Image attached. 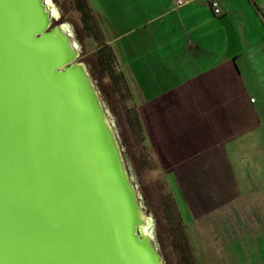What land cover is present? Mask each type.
<instances>
[{"label":"water","instance_id":"1","mask_svg":"<svg viewBox=\"0 0 264 264\" xmlns=\"http://www.w3.org/2000/svg\"><path fill=\"white\" fill-rule=\"evenodd\" d=\"M60 17L52 0H0V264H166Z\"/></svg>","mask_w":264,"mask_h":264},{"label":"rangeland","instance_id":"2","mask_svg":"<svg viewBox=\"0 0 264 264\" xmlns=\"http://www.w3.org/2000/svg\"><path fill=\"white\" fill-rule=\"evenodd\" d=\"M52 1L61 15L52 25H70L81 48L79 61L90 67L112 118L165 263L264 264V51L258 55L262 60L247 62L237 83L213 88L221 103L217 109L226 114L224 124L229 127L230 120L233 126L232 133L213 132L224 138L225 156L217 161L225 164L214 158L208 164H171L147 130L128 80L114 73L111 54L99 46L102 39L84 1ZM239 93L255 103L240 109L235 98ZM240 124L242 129L246 125L241 133L239 127L235 130Z\"/></svg>","mask_w":264,"mask_h":264},{"label":"crops","instance_id":"3","mask_svg":"<svg viewBox=\"0 0 264 264\" xmlns=\"http://www.w3.org/2000/svg\"><path fill=\"white\" fill-rule=\"evenodd\" d=\"M85 2L99 46L111 54L114 73L128 80L167 163L208 164L214 158L225 164L217 161L225 156L224 138L213 132L232 133L233 126L229 119V127L224 124L226 114L218 111L221 103L212 91L237 83L247 62L261 57L264 0H184L180 6L175 0ZM243 95L235 96L237 107L255 103ZM240 126L239 133L246 128Z\"/></svg>","mask_w":264,"mask_h":264},{"label":"built area","instance_id":"4","mask_svg":"<svg viewBox=\"0 0 264 264\" xmlns=\"http://www.w3.org/2000/svg\"><path fill=\"white\" fill-rule=\"evenodd\" d=\"M175 3H176L177 6H180V5H182L184 3V0H175ZM212 8H213L214 14H218L219 13V10L217 8V4L215 2H212Z\"/></svg>","mask_w":264,"mask_h":264},{"label":"trees","instance_id":"5","mask_svg":"<svg viewBox=\"0 0 264 264\" xmlns=\"http://www.w3.org/2000/svg\"><path fill=\"white\" fill-rule=\"evenodd\" d=\"M84 1V4H83V6L85 7L87 4H86V2H85V0H83ZM87 7V6H86Z\"/></svg>","mask_w":264,"mask_h":264},{"label":"bare ground","instance_id":"6","mask_svg":"<svg viewBox=\"0 0 264 264\" xmlns=\"http://www.w3.org/2000/svg\"><path fill=\"white\" fill-rule=\"evenodd\" d=\"M66 26H67V25H66ZM69 27H70V26H67V28H68V30H69V32H70V29H69Z\"/></svg>","mask_w":264,"mask_h":264},{"label":"flooded vegetation","instance_id":"7","mask_svg":"<svg viewBox=\"0 0 264 264\" xmlns=\"http://www.w3.org/2000/svg\"><path fill=\"white\" fill-rule=\"evenodd\" d=\"M88 66V65H87ZM88 68H90L89 66H88Z\"/></svg>","mask_w":264,"mask_h":264}]
</instances>
